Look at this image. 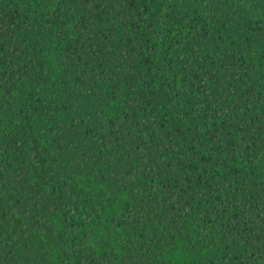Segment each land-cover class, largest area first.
Returning a JSON list of instances; mask_svg holds the SVG:
<instances>
[{
	"label": "trees",
	"instance_id": "trees-1",
	"mask_svg": "<svg viewBox=\"0 0 264 264\" xmlns=\"http://www.w3.org/2000/svg\"><path fill=\"white\" fill-rule=\"evenodd\" d=\"M0 264H264V0H0Z\"/></svg>",
	"mask_w": 264,
	"mask_h": 264
}]
</instances>
